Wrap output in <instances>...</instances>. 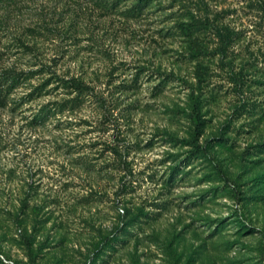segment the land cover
<instances>
[{
	"label": "rangeland",
	"instance_id": "obj_1",
	"mask_svg": "<svg viewBox=\"0 0 264 264\" xmlns=\"http://www.w3.org/2000/svg\"><path fill=\"white\" fill-rule=\"evenodd\" d=\"M134 2L0 0V264H264V0Z\"/></svg>",
	"mask_w": 264,
	"mask_h": 264
},
{
	"label": "trees",
	"instance_id": "obj_2",
	"mask_svg": "<svg viewBox=\"0 0 264 264\" xmlns=\"http://www.w3.org/2000/svg\"><path fill=\"white\" fill-rule=\"evenodd\" d=\"M120 1V0H118ZM153 0H135V2L125 10H123L122 15L128 18H135L140 16L143 13L144 8L148 7ZM210 27V22L208 19L204 18L201 19L197 16H195L192 12H187V16L178 19L175 22L174 29L177 31L179 35H181L184 38V50L187 54V58L190 60H198L200 57H202L206 51L207 48L204 44V42L200 38V32L201 30H205ZM212 27V26H211ZM214 30L219 33V37H222V33L219 27L213 26ZM221 33V34H220ZM228 37V36H227ZM225 37L227 40L228 38ZM224 38V36H223ZM224 38V39H225ZM225 39V41H226ZM227 46V42H222V44L219 46V49H225ZM200 65H197L196 67V77L200 80L202 76V72H200ZM38 70H27L22 72H16L11 69L4 70L0 74V103H3L5 101V97L7 96V92L10 91L11 87L14 85H17L18 83H21L22 79H28L31 77V75H34L37 73ZM51 78H48L47 80H50ZM56 83H58L59 87L67 89L68 93H75V96L72 98H68L65 100V103L60 102L59 104H56L58 106V109H65L67 107V102H70V106L74 107L75 103H78L82 96L85 94H88L91 91V88L86 82H84L79 77H61L58 75H55L54 78ZM43 82L42 84H44ZM197 98V99H196ZM199 97H192L193 107V117L192 122L195 125V135L192 136V139L187 141L188 144L193 145V147H199L197 145V138L202 133L205 120L201 116V104H199ZM50 109H46L45 113L40 114V119H45V115L50 113ZM197 150L195 149L194 152ZM196 154V153H195ZM123 211V210H122Z\"/></svg>",
	"mask_w": 264,
	"mask_h": 264
}]
</instances>
